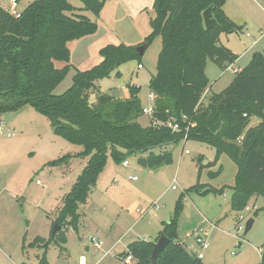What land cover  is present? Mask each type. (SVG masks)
<instances>
[{"label":"trees","instance_id":"trees-1","mask_svg":"<svg viewBox=\"0 0 264 264\" xmlns=\"http://www.w3.org/2000/svg\"><path fill=\"white\" fill-rule=\"evenodd\" d=\"M81 1L84 10L100 16L103 2ZM225 2L154 0L152 33L145 39L149 45L155 37L162 40L157 73L149 85L150 92L155 95L154 116L163 121L179 120L181 132L154 127L150 123L143 126L139 122L143 110L137 85H129V98L126 99L98 91L96 101L90 100L89 93L98 90L99 80L129 60L142 59L137 51L140 44L102 47L101 62L86 70L76 69L72 85L56 94L55 89L73 68L68 43L95 34L98 23L77 12L79 10L69 0H33L19 18L0 4V116L34 107L49 119L56 135L84 147L76 155L68 153L54 160L55 165L69 164L74 157L88 158L53 222V228L59 224L61 229L54 235L52 229L48 239L35 237L27 247L46 251L51 244L61 246L67 242V231L69 228L78 230L79 207L87 202L109 158L123 163L129 155L142 152L147 153L149 166L170 164L172 152L155 153L154 148L181 142L189 122L195 125L189 128L188 141H201L216 148V159L211 164L226 154L237 165L235 183L230 186L233 209L244 210L253 197H264V55L255 52L222 92L212 94L208 103L202 104L208 86V59L225 67L239 57L220 43L221 34L243 29L226 14ZM210 6H213V17L219 26L207 29L203 12ZM56 61H63L65 65L59 68ZM182 116H186L188 122H182ZM253 117H258L260 122L251 127ZM220 118L221 128L213 132L211 128ZM203 167L201 164L199 173ZM221 170L222 167L211 172V177L218 176ZM201 186L198 182L191 189ZM225 189L212 190L224 192ZM181 210L182 203L178 201L173 217L163 223V229L154 241L135 240L128 245V252L121 253L119 258L132 256L135 259L132 264H153L151 257L155 244L166 236L170 242L156 264H204L178 239ZM23 248H26L25 244ZM38 264H49L46 252ZM261 264H264V244Z\"/></svg>","mask_w":264,"mask_h":264},{"label":"rangeland","instance_id":"rangeland-1","mask_svg":"<svg viewBox=\"0 0 264 264\" xmlns=\"http://www.w3.org/2000/svg\"><path fill=\"white\" fill-rule=\"evenodd\" d=\"M32 1L19 0L18 9L25 10ZM99 1L104 4L100 16L97 17L92 11L84 10L85 5L81 0H69L79 10L77 12L97 22L99 28L93 35L68 43L73 68L56 88V94L63 93L72 85L76 69L86 70L101 62L102 47L121 43L138 45L145 42L146 37L152 33L154 0ZM0 4L8 9L9 1L0 0ZM223 9L235 23L243 26V29L221 34L220 43L228 48L234 47L236 50L232 51H236L234 53L237 55L247 54L240 64L244 63V60L247 61L248 57L251 59L255 52L264 55V35H260L264 32V0H226ZM247 31H250L253 37H248ZM255 38L257 42L253 44L252 40ZM161 47V37H155L140 61L129 60L108 77L99 80L98 90L94 89L89 93L91 102L96 101L98 91L123 99L129 94V85H137L140 87L142 107L149 104L150 80L157 73ZM139 63L144 67L139 68ZM64 65L65 62L56 61L57 67ZM233 65V68L226 70V66L222 67L208 59V86L203 105L208 103L212 94L222 92L233 81L236 76L233 69L239 67L237 61ZM21 111H18V114L8 112L0 116L5 132L0 133V189L6 186L0 201L7 204L8 201L15 202L17 213L21 215V221L13 214L6 215L5 224L0 227V242L6 241L11 249L24 241L26 231L30 237L45 233L47 215L51 212L55 216L59 215L60 208L55 210L60 203V197L69 193L83 170L80 159L73 160L66 169H61L62 165H53V160H45L43 153L38 152L41 146L39 141L48 134L56 136L62 142L56 152L58 156L68 153L76 155L84 147L56 135L49 119L34 107L28 106ZM7 117L9 120H6ZM255 118L258 117L251 118L249 126L258 124ZM139 119L145 126L150 123L149 117L143 113ZM8 132L14 135L9 137ZM185 149H189L190 153H186ZM163 150L172 152V162L162 167L141 166L139 159L147 156V153L142 152L129 155L128 166L109 158L108 185L100 189L101 193L96 194L97 189L90 193L87 209L111 224L117 223V228L124 224L125 220L129 221V225L144 216L132 233L124 237L123 242L110 254L103 253L110 250L107 249L110 244L107 242L103 246V251L96 254V259L102 258L99 264H123L117 256L119 253L128 252L129 242L137 239L155 240L163 229V223L173 217L178 201L182 203L178 218V239L194 255L197 251H202L196 237L207 238L209 248L202 259L204 264H261V250L264 244V197L258 196L254 200L252 198L244 210L233 209V190L230 186L235 183L238 168L235 162L223 154L217 163L211 164L216 159L217 150L201 141L189 140L186 144L181 141L154 148L155 153ZM201 164L204 167L199 173ZM221 167V173L211 177V172H217ZM134 175L138 177L137 180L130 179V176ZM198 182L202 186L199 189H191ZM173 185H176L177 189H173ZM223 187H226L224 192L212 190H221ZM11 192L17 194L18 198L9 196ZM250 218H254L255 222L252 229L245 233L246 223ZM52 229L53 225L51 231ZM6 253L0 252V264H14L17 253L7 250ZM58 254L59 249L55 247L49 250L48 257L52 264ZM9 256L12 258L10 261ZM72 258V263L78 264V258L74 255Z\"/></svg>","mask_w":264,"mask_h":264},{"label":"crops","instance_id":"crops-1","mask_svg":"<svg viewBox=\"0 0 264 264\" xmlns=\"http://www.w3.org/2000/svg\"><path fill=\"white\" fill-rule=\"evenodd\" d=\"M247 32H250V31H247ZM253 41H254V39L252 40V43H253ZM230 49L236 50L232 46L230 47ZM234 52H236V51H234ZM242 56L243 55H239V57L237 59L238 65L240 64L242 59H244L247 56V54H245V56H243V57ZM250 60L251 59L248 57V60L247 61L244 60V63L240 64L239 67H236V68L234 67V69H233L234 73L236 74L237 72H239L243 67H245L249 63ZM233 66H234L233 64L226 65V70L233 68ZM149 92H150V89H149ZM112 96H114V95H112ZM139 96L142 100V97L140 94H139ZM114 97H116V96H114ZM128 97H129V94L124 96L123 99H126ZM20 111H19V113L22 112V111L21 112ZM23 111H25V110H23ZM17 114H18V112H17ZM255 119L258 120V123L260 122L259 118H255ZM139 122L143 126H145L142 123L141 119H139ZM61 143L62 142H60V140H58V138L56 136H54L52 134L51 135L48 134V135L44 136L42 139H40L39 144H41V146H40L38 152L43 153V158H45V160H49V161L53 160L54 161V160L62 157V156H58L56 154V152L58 150V146L61 145ZM56 144H57V147H56ZM81 151H79V152H81ZM79 152H77V153H79ZM56 156H58V157H56ZM75 159H80L82 161V162H80V164L83 166V169H84L85 166L87 165L88 158H82V157L72 158L70 163L62 165L61 169H66L72 163V161ZM109 162H110V160H108V164H107L105 170L100 174L96 187L93 188V190L97 189L96 192L94 190V192L96 194L101 193L100 189H102V188L104 189V187H106V185H108L107 174H108V169H109ZM53 165H55L54 162H53ZM147 166H148V164H147ZM51 173L52 174L54 173L53 170L51 171ZM103 184H104V186H102ZM5 188H6V186L3 187L2 190L0 189V198L3 197V192L5 191L4 190ZM71 188H70V190H71ZM93 190H92V192H93ZM9 196H12V198H18L17 194H13L12 192L9 193ZM64 197H65V195H64ZM64 197H62V198L60 197V203L57 206L55 211L59 210V208L62 207V200L64 199ZM255 198H257V197H253L252 200H254ZM8 202L9 203L7 204L6 202L0 201V227H1V224L2 225L5 224V217L8 214L9 215L13 214L14 217L16 216L18 221H21V215L19 216V214L17 213V208H16L15 202H11V201H8ZM87 203H88V200L86 203L80 205L79 213L81 214V218L79 221L78 230L76 231L73 228L68 229V231H67V242L65 244H63L61 246L56 245V244H51L50 247L46 251H45V249H42V248H29V247H27V245L37 236H41V237H44L46 239H48L50 237L51 227L53 225V222L58 217V214L55 216L51 212V213H49V215H47V218H46L47 220L45 222L46 223L45 233H43L41 235L38 234V235H34V236L30 237L27 235L28 233L26 231L25 243H23L19 240V242H21V243H19L18 247H15L14 249H11L10 245L6 241H4V242L1 241L0 242V252H4V254L6 253V250L13 252V253L16 252L17 253V255H16L17 259L15 261H13L14 264H23V263L38 264L41 256L44 254V252H46L47 257H48L49 256L48 255L49 250L52 247H55V249H59V253H60V254H58V256L54 262L55 264H73L72 263V260H73L72 255H74L76 258H78V260L76 261L78 264H99L102 258L100 260L96 259V254H99V252L103 251V248H104L103 246H105L107 244V242L110 244V245H108V248H107L110 250L103 251L104 255L107 253L110 254L113 249H115L119 244H121L123 242V238L126 237L128 234L132 233L134 228L139 225V223H140V221L144 215H142V217L136 219L134 222H132L129 225H128L129 221L125 220L124 224H122L119 228H117V226H116L117 223L113 222L111 224V222H108L103 217L92 214V212L89 211L86 207L88 205ZM28 221L29 220L27 219V222ZM156 238H157V236H156ZM137 240H141V239H137ZM152 241H154V240H152ZM99 242L102 243L100 245V247L96 246V243L98 244ZM131 242H133V241H131ZM131 242H129L128 245ZM23 244L26 245V248H23ZM6 254L8 256V253H6ZM120 254L121 253H119L117 256L119 260H120V258H119ZM11 259L12 258L9 256L8 260L10 261ZM48 260H49V264H52V261H51V259H49V257H48Z\"/></svg>","mask_w":264,"mask_h":264},{"label":"built area","instance_id":"built-area-1","mask_svg":"<svg viewBox=\"0 0 264 264\" xmlns=\"http://www.w3.org/2000/svg\"><path fill=\"white\" fill-rule=\"evenodd\" d=\"M9 1V7H8V11L15 16L16 18H19L22 14V11H20L18 9V3L19 0H8ZM261 36L264 35V32H261L260 34ZM247 36L248 37H253V35L250 32H247ZM257 42V38L254 39L253 44H255ZM144 66L142 64H139V68H143ZM155 95L152 92H149V104L145 105L142 107L143 110V114L147 115L150 119V125H153L154 127H168L170 128L173 132H181L182 126H181V122L177 119H169L167 121H163L160 120L158 118H156L154 116V112H155ZM187 117L186 116H182V122H188L187 121ZM191 125H195V123H187V126L185 128L186 130V135L184 136V138L181 140L182 142H184V144H186L188 142V131ZM3 121L0 120V133L1 134H5L4 129H3ZM7 135L10 137L14 134H12L11 132H8ZM242 138V137H241ZM241 140V139H239ZM186 153H190L189 149H185ZM124 166H128L129 165V161L128 159H126L123 162ZM137 176H130V179L132 180H137ZM174 181H176V179H174ZM173 189H177L176 185L172 186ZM241 218H243V215H241ZM197 243L202 247V251H197V253H195V255L199 258V259H203L205 256V251L209 248V241L206 238H202L201 236H197L196 237ZM102 243L99 242L98 244L96 243V246L100 247ZM123 262L128 263V264H132L135 262V259L132 256H128L127 258L121 259Z\"/></svg>","mask_w":264,"mask_h":264},{"label":"water","instance_id":"water-1","mask_svg":"<svg viewBox=\"0 0 264 264\" xmlns=\"http://www.w3.org/2000/svg\"><path fill=\"white\" fill-rule=\"evenodd\" d=\"M203 19H204V25L207 29L211 28H216L219 26V23L217 20L213 17V6L208 7L206 10L203 12ZM149 44L148 42H145L143 44H140L137 46V51L141 55L145 53V50L148 48ZM6 120H9L7 117ZM222 124V118H220L211 128L213 132H217ZM139 164L143 167H147L148 161L146 158H140L139 159ZM255 222L254 218H250L247 223H246V229L245 233H248ZM59 229H61V226L59 224H55L54 229L52 231V234L54 235ZM170 240L166 236H162L158 242L155 244L154 251L151 257V261L153 264H156L157 259L161 255V252H163L167 245L169 244Z\"/></svg>","mask_w":264,"mask_h":264}]
</instances>
